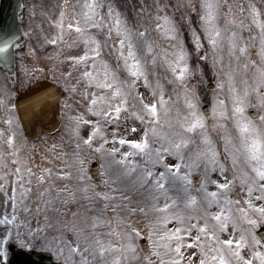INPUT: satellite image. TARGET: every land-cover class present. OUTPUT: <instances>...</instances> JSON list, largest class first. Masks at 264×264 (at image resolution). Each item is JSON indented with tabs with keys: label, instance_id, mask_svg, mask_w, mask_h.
Here are the masks:
<instances>
[{
	"label": "snow or ice",
	"instance_id": "6c2138e0",
	"mask_svg": "<svg viewBox=\"0 0 264 264\" xmlns=\"http://www.w3.org/2000/svg\"><path fill=\"white\" fill-rule=\"evenodd\" d=\"M43 15L23 33L29 41L36 36L38 45L29 43L21 53L28 61L23 74L32 81L51 71L69 96L79 97L82 110L68 118L75 149L94 148L111 163L102 165L97 183L76 151L44 155L52 166L24 158L13 94H0L9 126L0 129V139L11 149L0 150V264H10L13 246L37 245L61 264L138 260L134 241L145 232L134 225L136 216L148 222L159 264H195L185 257L191 248L198 264H264L258 232L264 226V114L254 119L247 111L253 100L264 110V0H183L178 6L153 0L135 16L118 0H63ZM18 40L15 32H0L5 65ZM49 47L51 69L39 55ZM209 61L217 82L206 114L197 85ZM52 99L50 91L41 92L29 107L43 113ZM121 125L138 138L122 134ZM81 199L91 214H61Z\"/></svg>",
	"mask_w": 264,
	"mask_h": 264
},
{
	"label": "rangeland",
	"instance_id": "374dc122",
	"mask_svg": "<svg viewBox=\"0 0 264 264\" xmlns=\"http://www.w3.org/2000/svg\"><path fill=\"white\" fill-rule=\"evenodd\" d=\"M124 8L125 12L127 14H129L130 16H135L136 11H138V9L140 8V6L142 5H148L150 6L153 3V0H127V1H118ZM165 3H170L174 6H178L180 4L183 3V0H164ZM226 2H230V0H226ZM28 3V14H27V23L24 27L25 31H27V29L29 27H36L39 26L41 24V21L44 20V13L47 12L48 14H53L56 11L57 6H59L60 4L63 3V0H27ZM69 3L74 4L76 3V0H69ZM173 9H169V11H172ZM35 11L36 15L32 16L31 13ZM184 12V9L180 10V13L178 14H182ZM195 15V14H193ZM46 26V25H45ZM247 35V33H245ZM185 35L188 37V40L190 42V36H188L187 33H185ZM152 38L155 39L156 35L155 33H152ZM34 40V42H33ZM36 40V36L32 37V40L29 41L30 43H33V46L38 47V45L35 43ZM27 51V47L25 50H23L22 52H26ZM53 51V49L51 51H48L46 49H40L39 50V55L41 58V63L42 64H47L48 68L51 69V62L46 60L45 57L47 55H50L51 52ZM19 55V70H20V81L21 84H25L28 83V79L25 77V75L23 74V71L21 69V65L22 64H26L28 61L23 59L21 56V53ZM202 55V53H201ZM253 59H256L255 56L252 57ZM195 59V57H194ZM199 62V61H197ZM225 63L227 64V57L225 58ZM206 67H205V75H204V80L202 83H199L197 86L201 91V95H202V101H201V109L202 106L204 104H210V101L212 99V94L214 90H208L207 86L210 83H214L216 85L217 82V76L215 74V69H213L211 62H205ZM161 72H163V68L160 69ZM256 71L255 67H251L248 69V74L249 75H253ZM41 77H49L52 80L57 82V79L53 78V74L51 71H45L44 73H42L40 76L36 77L37 78H41ZM3 78L0 79V82L2 81ZM199 79V77H197V80ZM239 79V76H238ZM30 82V81H29ZM5 83V82H4ZM251 83V81H250ZM58 85L63 86L62 83H58ZM8 90L7 87H5L4 85L0 84V94H3V92L5 90ZM65 89V88H64ZM216 90V88H215ZM140 91H144L146 93V95H148L147 90L144 88L142 82H141V86H140ZM13 94V93H12ZM14 95L11 96V100L14 103ZM65 103H67L68 105H70V109H65L64 105ZM211 107V105H210ZM80 109L82 110L81 104H80V99L78 96H69L65 99V101L63 102V127L61 129L60 132H58L56 135L53 136H45L42 135L37 141H31L28 140L22 130L20 121L18 120V116L15 110V117L17 120V125H18V131H17V147H22V154L24 158H27L29 155H32L35 157V163H39V164H44L45 166H52L50 165L47 161L43 160V156L47 155L49 157H52L54 155H59L60 153H68L69 157L71 156V153L73 151H76L79 153L80 158L84 161L83 167L87 170L88 174L90 175L89 171L91 168V164L94 160H97L99 162V170H100V176L98 179L94 180V182H99L100 179H102V172L104 171V169L102 168L103 164H107V163H111V161L109 159H102L100 153L96 152L95 149H88V148H83V149H75V143L73 142L74 137H72V134L69 130L68 124H69V117L70 116H74L77 114L76 110ZM254 110L256 111L258 114H264V110H261L258 106H256V102L255 100H253V105L250 106L249 108H247V111L250 115V111ZM257 117V116H256ZM255 117V118H256ZM162 118H163V114H162ZM254 118V119H255ZM5 116L4 113L2 111H0V129H5L7 130V128L9 127L8 125H6L4 123L5 120ZM131 123V122H129ZM17 126H13V128L15 129ZM86 129H82V135L85 134ZM121 133H127V136L129 138H138L139 133H132L130 131V129L128 128V125H121ZM6 139V137H5ZM55 145V147H53ZM111 146V145H110ZM117 146H119L117 144ZM0 150H3L4 152H8L10 151V146L6 145L4 142V139H0ZM127 150V146H125L122 151ZM9 162L11 161V157L8 158ZM63 160L62 159H57L55 160V165L56 168L61 169V166L63 164ZM70 163L75 164V160H70ZM168 162L169 163H173L175 162V158L173 157H168ZM78 166V165H77ZM117 169L116 165H112V171H115ZM159 170H163L162 168H160ZM91 176V175H90ZM196 177L199 178V174L198 173H193V178L195 179ZM0 211H2V209H0ZM73 212H78L81 216H85V215H89L91 214V205H89L87 200H79L76 202H69L66 207L62 210L61 214L67 218V219H71L72 217V213ZM41 223H43V221H41ZM133 223L135 226L139 227L143 232H145V235H142L140 237H137L135 239V243L138 246L137 248V254L139 259L138 260H129L126 261L125 264H149V260L151 261V264H159V261L157 259V257H155L152 253H153V242L152 240L149 239L148 235H147V220H145L142 216H136L133 220ZM33 226H35V221H33ZM24 229L21 228V232H23ZM52 233L50 232V235ZM143 237H147L148 242L150 244V249L149 251H143L141 248V244H140V240ZM68 239H73V237L69 234ZM25 249L28 250H32V249H36L39 251H45V252H49L46 250H43L42 247L40 245H37L35 248L29 249L27 247H24ZM193 252H197V250L195 248H191V249H187L185 251V257L186 260H191V261H195V264H198V260H199V253L197 252L196 256H193L192 253ZM54 256V259L58 262L61 263V261H59L54 252H49ZM145 257H148L149 259L146 260L144 259ZM78 259V257H77Z\"/></svg>",
	"mask_w": 264,
	"mask_h": 264
},
{
	"label": "water",
	"instance_id": "95a60500",
	"mask_svg": "<svg viewBox=\"0 0 264 264\" xmlns=\"http://www.w3.org/2000/svg\"><path fill=\"white\" fill-rule=\"evenodd\" d=\"M22 0H1L0 5V32H15L19 35L18 19L22 15ZM9 55L11 60L7 65L4 64L3 58L0 57V63L7 71L9 76L14 79V47L10 51ZM214 88V86H210ZM36 90V91H34ZM51 92L53 99L49 102V105L45 112L37 113L29 107V101L32 100L34 95L41 92ZM63 97V92L60 88L48 81H41L34 86L30 87L25 93H23L17 100L20 115L24 124V128L28 137L37 139L40 132H55L60 125V108L59 103ZM203 111L207 114L209 107H203ZM253 116L255 112H251ZM97 164L94 163L92 169V175L97 177L98 170ZM260 234H264V227L259 231ZM144 247L147 248L145 240L142 241ZM10 264H54L50 255L37 252H26L19 249L17 246H13L9 254Z\"/></svg>",
	"mask_w": 264,
	"mask_h": 264
}]
</instances>
